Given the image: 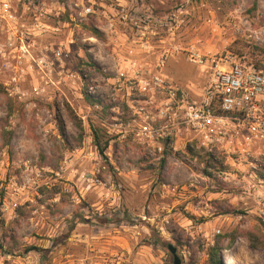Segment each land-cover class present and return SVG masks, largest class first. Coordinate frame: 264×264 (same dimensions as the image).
Instances as JSON below:
<instances>
[{
	"label": "rangeland",
	"instance_id": "1",
	"mask_svg": "<svg viewBox=\"0 0 264 264\" xmlns=\"http://www.w3.org/2000/svg\"><path fill=\"white\" fill-rule=\"evenodd\" d=\"M97 1L125 21L72 25L66 68L78 64L87 76L66 71L51 98L0 89V264H174L169 244L182 264H212L215 252L223 264H264V155L255 170L181 140L162 155L112 125L129 113L126 83L114 84L118 53L128 70L129 48L141 63L166 54L164 71L193 97L208 74L192 50L233 51L264 69V0ZM58 39L37 38L36 52ZM91 85L98 103L87 99Z\"/></svg>",
	"mask_w": 264,
	"mask_h": 264
},
{
	"label": "built area",
	"instance_id": "2",
	"mask_svg": "<svg viewBox=\"0 0 264 264\" xmlns=\"http://www.w3.org/2000/svg\"><path fill=\"white\" fill-rule=\"evenodd\" d=\"M98 6L97 0H0V89L12 99L51 98L50 87L62 91L59 84L66 71L74 81L87 76L78 64L66 68L76 43L72 25L93 16L104 17L110 27L125 21L123 17L116 21ZM66 31L69 33L64 37ZM49 32L57 34L58 42L45 43V52L37 53V38ZM126 52L128 70L124 50V54L118 53L123 63L118 66L120 78L114 84L118 85L115 89L122 90L126 83L129 113L125 118L113 116L112 125L117 127L114 134L152 145L162 155L171 148L177 150L181 140L185 148L198 147L212 156L222 155L237 169L248 163L257 168L259 157L264 155L260 148L264 141L263 68L245 62L233 51L192 50L190 60L208 74L203 92L193 97L164 71L166 54L148 64L135 59L133 49ZM95 92L91 85L88 93L93 96ZM78 114L87 124V115ZM89 180L102 183L94 176ZM2 248H6L3 242Z\"/></svg>",
	"mask_w": 264,
	"mask_h": 264
},
{
	"label": "trees",
	"instance_id": "3",
	"mask_svg": "<svg viewBox=\"0 0 264 264\" xmlns=\"http://www.w3.org/2000/svg\"><path fill=\"white\" fill-rule=\"evenodd\" d=\"M87 96V99L89 100V101H91L92 103H98V101H95V99L93 98V96L92 95H90L89 93L86 95ZM99 100V99H98ZM95 141H96V143H98L99 141L97 140L98 139V137L95 135ZM107 144V143H106ZM106 146V145H105ZM104 150H105V147H101V151H103L104 152ZM212 264H223V260H222V257H221V255H217V253L215 252V253H213V258H212Z\"/></svg>",
	"mask_w": 264,
	"mask_h": 264
},
{
	"label": "water",
	"instance_id": "4",
	"mask_svg": "<svg viewBox=\"0 0 264 264\" xmlns=\"http://www.w3.org/2000/svg\"><path fill=\"white\" fill-rule=\"evenodd\" d=\"M169 249L172 252L173 256H174V264H182V260L180 258V256L177 253V247L174 246L173 244H169Z\"/></svg>",
	"mask_w": 264,
	"mask_h": 264
},
{
	"label": "bare ground",
	"instance_id": "5",
	"mask_svg": "<svg viewBox=\"0 0 264 264\" xmlns=\"http://www.w3.org/2000/svg\"><path fill=\"white\" fill-rule=\"evenodd\" d=\"M226 264H232V261H227V260H226Z\"/></svg>",
	"mask_w": 264,
	"mask_h": 264
}]
</instances>
